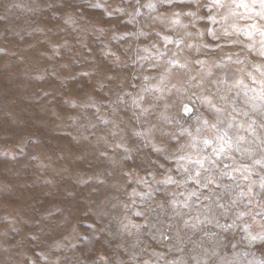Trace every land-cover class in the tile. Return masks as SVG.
Instances as JSON below:
<instances>
[{"label": "rangeland", "instance_id": "1", "mask_svg": "<svg viewBox=\"0 0 264 264\" xmlns=\"http://www.w3.org/2000/svg\"><path fill=\"white\" fill-rule=\"evenodd\" d=\"M261 184V0H0V264H264Z\"/></svg>", "mask_w": 264, "mask_h": 264}, {"label": "snow or ice", "instance_id": "2", "mask_svg": "<svg viewBox=\"0 0 264 264\" xmlns=\"http://www.w3.org/2000/svg\"><path fill=\"white\" fill-rule=\"evenodd\" d=\"M261 7L264 8V0H261ZM185 110H188L187 107L185 108ZM204 143L207 144L208 141L205 140ZM195 163L199 164L201 168H203V166H204L203 163H202L201 161H199V160L195 161ZM199 176H200V172L197 171V172L195 173V177L198 178ZM196 182L199 183L200 181L197 179ZM209 182H211L210 179H209ZM261 187L264 188V184H261ZM137 215H140V213H137Z\"/></svg>", "mask_w": 264, "mask_h": 264}]
</instances>
